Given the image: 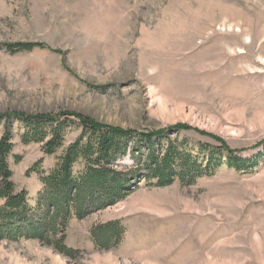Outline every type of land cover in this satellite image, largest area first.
<instances>
[{
    "label": "rangeland",
    "instance_id": "obj_1",
    "mask_svg": "<svg viewBox=\"0 0 264 264\" xmlns=\"http://www.w3.org/2000/svg\"><path fill=\"white\" fill-rule=\"evenodd\" d=\"M12 42L45 46L0 47V136L11 135L10 179L30 214L43 216L33 163L43 157L47 170L55 158L21 141L17 114L73 113L263 156L244 173L222 167L154 187L127 148L111 167L128 193L74 212L62 240L71 255L0 239V264H264V0H0V44ZM179 124L187 128L171 129ZM108 223L122 228L120 240L97 249L91 231Z\"/></svg>",
    "mask_w": 264,
    "mask_h": 264
},
{
    "label": "trees",
    "instance_id": "obj_2",
    "mask_svg": "<svg viewBox=\"0 0 264 264\" xmlns=\"http://www.w3.org/2000/svg\"><path fill=\"white\" fill-rule=\"evenodd\" d=\"M0 47L14 55L35 48H45L44 44L39 42L3 43ZM17 115L21 116L19 120L24 128L21 141L25 144L38 143L43 156H54L55 164L45 170L41 167L42 157L37 163H33L31 168L37 174L43 188L37 196L43 199L41 201L37 199V207L34 209L36 213L42 209L43 216L37 217L29 213L33 208L26 204L27 192L14 191V184L10 179L12 171L7 161L14 144L9 132L2 133L0 201L3 202L0 206L2 233L0 239L13 241L22 238L35 239L43 244L52 245L65 255H71V251L62 244L64 230L69 220L73 218L74 212L76 217H80L83 203H87L86 201L89 203L91 200L90 202L95 201L101 205L99 207H103L106 203L120 199L128 193L127 179L121 172L111 167V162L124 154L127 148L136 163L142 161L141 163L145 165L144 168L147 170L145 179L152 182L154 187L168 186L175 180L187 179L193 182L197 177L213 175L222 167L244 173L258 167L263 156L257 152L254 156L244 157L223 144L211 147L206 143L189 142L182 138L179 140L178 135L173 138L167 137L158 131L145 134L100 124L73 113L59 112L51 116ZM186 128L187 126L182 124L171 127L178 132ZM68 131L78 134L64 147ZM154 137L159 139L153 140ZM10 158L17 161L20 156ZM76 162H81L83 167L82 170L73 173L72 167ZM136 174L135 170L132 175ZM94 192H98V196ZM57 221H60L62 226H58ZM120 231L122 232V228L119 230L116 223L96 226L91 231L92 243L97 249H109L112 243H116L113 240H120Z\"/></svg>",
    "mask_w": 264,
    "mask_h": 264
}]
</instances>
